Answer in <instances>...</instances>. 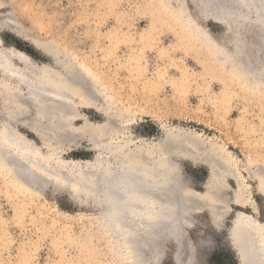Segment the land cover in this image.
Returning a JSON list of instances; mask_svg holds the SVG:
<instances>
[{
    "label": "rangeland",
    "instance_id": "374dc122",
    "mask_svg": "<svg viewBox=\"0 0 264 264\" xmlns=\"http://www.w3.org/2000/svg\"><path fill=\"white\" fill-rule=\"evenodd\" d=\"M5 1L0 14L28 32L32 43L1 27L2 46L54 69L58 66L44 48L62 61L76 60L100 82L104 102L97 108L80 105L67 128L48 132L46 146L15 123L11 90L0 76V130L6 124L37 150L55 154L52 165L61 164L65 175L29 191L0 168V264L136 262L128 258L123 238L111 230L91 188L93 173L113 165L118 154H98L86 126L106 133L112 127L102 134L105 143L131 138L135 146L153 144L171 130L179 137L197 136L230 157L255 207L228 203L219 227L208 211H190L182 229L191 248H179L178 254L184 264H238L228 242L235 213L264 224V197L254 176L264 168V86L242 77L247 68L262 72L260 25L230 14L218 23L219 11L207 0ZM180 151L174 160L181 176L193 192L203 193L209 167ZM225 181L236 189L234 180ZM144 245L147 264H175L177 244L171 238L156 247L158 254Z\"/></svg>",
    "mask_w": 264,
    "mask_h": 264
},
{
    "label": "bare ground",
    "instance_id": "6f19581e",
    "mask_svg": "<svg viewBox=\"0 0 264 264\" xmlns=\"http://www.w3.org/2000/svg\"><path fill=\"white\" fill-rule=\"evenodd\" d=\"M207 1L219 11V15L214 17L216 22L223 24L222 16L226 14L240 20H253L260 25L259 36L264 42V0ZM2 4L4 2L0 0V7ZM6 18L0 14V28L7 27L32 43V36L28 32L17 27L13 19ZM47 48L43 50L53 58L57 69L38 65L24 53L7 49L0 43V76L9 93L11 90L9 99L16 110L13 119L38 138L44 139L45 145L48 132L53 130L55 133L71 124L78 115L80 105L97 108L98 104L104 102L99 96L100 82L92 73L74 59L62 61ZM252 70L245 69L242 77L264 86V65L261 73ZM102 129L86 126L84 133H90L88 135L98 154L118 156H115L113 165L93 173L95 179L91 188L96 193L95 203L105 210L111 230L123 238L128 258L136 260L134 263L132 259V264H147L148 251H144V244L148 246L147 243H151L150 249L158 254L155 242L163 237H170L177 244L175 264H184L181 257L179 260L181 247L174 238L177 226L191 220L187 214L192 210L208 211L212 223L219 227L229 210L228 203L255 207L242 174L235 168L236 163L219 149L205 146L199 137H179L174 131L165 130L163 138L157 142H143L135 146L131 138L121 143H105L104 135L110 134L112 127L107 133ZM61 135L58 137H63ZM180 150L190 154L188 158L194 163L209 167L210 179L203 193L193 192L181 176L174 160ZM54 157L55 154H44L37 150L15 129L3 124L0 130V168L10 172L17 185L30 191L35 186L43 187L42 184L48 183L51 177L57 180L65 177L61 164L52 165ZM259 168L254 176L258 183L257 190L264 197V168ZM227 178L235 181V190L226 184ZM228 232L239 264H264V256L260 258L259 253L258 260L254 259L256 251L264 253L263 223L252 215L236 212ZM245 239L249 240L248 244Z\"/></svg>",
    "mask_w": 264,
    "mask_h": 264
},
{
    "label": "water",
    "instance_id": "95a60500",
    "mask_svg": "<svg viewBox=\"0 0 264 264\" xmlns=\"http://www.w3.org/2000/svg\"><path fill=\"white\" fill-rule=\"evenodd\" d=\"M177 228H178V231H177V235L175 236V240H176V242H178L179 243V245H180V247L181 248H183V249H186L187 251L189 250L188 248L190 247L189 246V244H188V242H186L185 241V235H184V233H183V229H182V225L181 224H179V226H177ZM168 238V237H167ZM167 238H165V239H167ZM170 238V237H169ZM164 239V237L162 238V239H160V240H158V241H156L155 243V245H156V247H162V243H163V241L165 240ZM183 239V240H182ZM246 240V239H245ZM228 242H229V244H230V246H231V242H230V239L228 238ZM248 242H249V240L247 239L246 240V243L248 244ZM146 244V243H145ZM147 245L149 246V247H152V244L151 243H147ZM188 247V248H187ZM232 247V246H231ZM191 248V247H190ZM258 253H259V257L261 258V257H263L264 256V253H262V252H260V250H259V252H257L256 251V256L254 255V259L255 260H258L257 258V255H258ZM236 257H237V261H238V264H239V258H238V256H237V253H236ZM174 261H175V257H174Z\"/></svg>",
    "mask_w": 264,
    "mask_h": 264
}]
</instances>
